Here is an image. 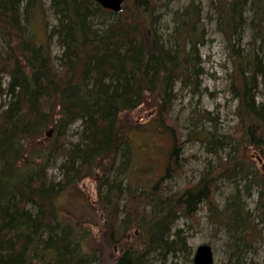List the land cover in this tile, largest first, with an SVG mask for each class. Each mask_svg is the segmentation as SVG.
I'll return each mask as SVG.
<instances>
[{
    "label": "trees",
    "instance_id": "16d2710c",
    "mask_svg": "<svg viewBox=\"0 0 264 264\" xmlns=\"http://www.w3.org/2000/svg\"><path fill=\"white\" fill-rule=\"evenodd\" d=\"M218 5L235 68L238 138L204 136L208 150L229 146L232 155L195 184L163 197L162 181L140 193L129 186L134 153L120 116L148 103L165 128L176 80L189 66L195 70L196 60L193 56L190 64L177 37L166 46L152 31V0H123L115 14L93 0H51L55 25L44 24V44L27 31L35 14L44 10L42 0H0V88L6 84L0 90V264H97V254L85 248L91 233L65 215L58 202L88 179L98 182L97 205L108 216L110 244L120 246L128 236L137 237L133 245H121L114 264H154L150 255L166 264L169 257L186 253L183 233L172 232V226L203 207L213 213L214 225L250 229L240 239L244 246L254 233L261 239L262 233L250 227L251 218L241 217L239 205L227 204L221 218L216 215L213 195L220 179L239 177L257 185L256 217L264 223V170L256 171L249 159L252 151L264 167V105L255 102L264 67L254 51L243 55L231 39L242 27L248 5L254 11L255 39L263 45L264 0H218ZM52 41L61 53L59 68L49 51ZM75 121L80 126L72 144L66 131ZM173 136V167H167L163 181L177 176L182 165ZM58 157L63 159L60 180L51 181L47 171Z\"/></svg>",
    "mask_w": 264,
    "mask_h": 264
},
{
    "label": "rangeland",
    "instance_id": "374dc122",
    "mask_svg": "<svg viewBox=\"0 0 264 264\" xmlns=\"http://www.w3.org/2000/svg\"><path fill=\"white\" fill-rule=\"evenodd\" d=\"M42 3L44 10L35 14L27 31L30 38L44 44V24L50 28L55 25V20L49 7L51 0H42ZM152 3L154 8L149 19L151 23L155 22L152 31H155V35L166 46L174 44V37L180 39L178 44L186 47L185 57L191 60L190 64L193 59L196 60V68L193 70L189 66L187 74L176 80L174 98L164 121L165 128L156 121L158 113L151 112L152 108L148 103L141 109L123 114L120 119L134 153L128 174L129 186L131 189L137 187L140 193L162 181L160 187L164 189L163 197H169L188 185L195 184L203 173L211 171L218 166L219 161L225 162L232 155L229 146L213 145L208 150L204 136L214 135L215 141L222 140L224 136L238 138L239 133L236 132L239 121L235 115L238 99L232 90L235 68L230 57L229 37L224 33L223 16L218 11V0H152ZM243 10V25L232 36V42L243 55L254 51L264 67V40L261 45V41L255 39L256 30L252 26L254 11L248 5ZM141 28L149 37L150 30L145 25ZM52 42L49 51L52 53L53 65L59 68L60 64L56 60L61 53L55 42ZM191 48L195 50L193 54ZM5 87L6 84L3 83L0 90L3 91ZM255 91V102L264 105V71L257 77ZM1 104L3 98L0 97ZM79 126L80 121H75L67 129L68 143L75 144V132ZM168 128L179 144L177 159L182 165L177 176L163 181L167 167H173L171 161L174 157H171V151L175 140ZM52 135L51 133L47 139H51ZM249 159L256 171L263 172V161H259L254 152H249ZM62 161L58 157L52 162L47 171L49 180H60L58 167ZM97 183L95 179L78 183L72 194L65 193L58 202L65 215L68 214L80 228L91 233L92 238L85 248L89 250L90 247L97 254V264H114L121 253V245H133L137 237L128 236L120 246L110 244L108 216L99 211L97 205ZM216 185L217 190L213 195V203L218 206L216 215L221 218L227 204L239 205L241 217L248 215L251 218L250 227L254 228V232L262 233L261 239L254 233L249 238L251 241L247 242L248 245L244 246L240 239L244 234H249L250 229L232 230L229 225L223 226L220 222L214 225L210 219L213 213L203 207L195 216H183L173 224L172 232L183 233L188 251L169 257L166 264H193L195 250L203 245L211 247L213 264H235V261L239 264H264V223L256 217L255 211L260 188L248 185L239 177L234 180L220 179ZM145 211L150 213V207L146 206ZM150 257L154 264H163L160 258L154 255Z\"/></svg>",
    "mask_w": 264,
    "mask_h": 264
},
{
    "label": "water",
    "instance_id": "95a60500",
    "mask_svg": "<svg viewBox=\"0 0 264 264\" xmlns=\"http://www.w3.org/2000/svg\"><path fill=\"white\" fill-rule=\"evenodd\" d=\"M101 8L109 9L112 13L120 12L122 8V0H93ZM47 137H50L48 135ZM193 264H213V254L211 247L203 245L195 250Z\"/></svg>",
    "mask_w": 264,
    "mask_h": 264
},
{
    "label": "bare ground",
    "instance_id": "6f19581e",
    "mask_svg": "<svg viewBox=\"0 0 264 264\" xmlns=\"http://www.w3.org/2000/svg\"><path fill=\"white\" fill-rule=\"evenodd\" d=\"M122 4H123V0H122ZM122 6H123V5H122ZM102 9H104V8H102ZM121 9H122V8H121ZM105 10L110 11L109 9H105ZM110 12H111V11H110ZM115 13H119V12H115ZM115 13H114V14H115ZM0 108H1V107H0ZM51 133H52V131H49V132L47 133V136H48V135L51 136ZM47 138H48V137H47ZM49 138H50V137H49ZM65 139H66V138H65ZM127 154H128V153H127ZM127 154H126V155H127ZM130 155H131V154H130ZM127 158H128V157H127ZM127 165H128V164H127ZM115 173H116V172H115ZM108 174H109V173H108ZM64 185H65V184H64ZM63 224H64V223H63Z\"/></svg>",
    "mask_w": 264,
    "mask_h": 264
}]
</instances>
